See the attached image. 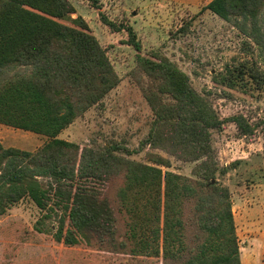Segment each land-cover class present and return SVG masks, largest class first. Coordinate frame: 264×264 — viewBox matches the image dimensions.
<instances>
[{
    "label": "trees",
    "instance_id": "trees-1",
    "mask_svg": "<svg viewBox=\"0 0 264 264\" xmlns=\"http://www.w3.org/2000/svg\"><path fill=\"white\" fill-rule=\"evenodd\" d=\"M203 9L233 24L264 54V0H211ZM74 12L69 0H0V123L49 136L35 151L0 142V215L30 198L45 211L38 231L43 219L55 218L58 242L126 251L117 213L134 204L132 198L139 203L131 211L138 210L145 192L143 215L137 213L142 236L131 228L138 242L131 251L161 256L163 264H243L232 192L217 177L230 165L219 166L212 141L224 120L169 58L138 56L154 114L143 144L192 163V176L164 170L171 161L160 153H150L151 164L129 158L127 147H81L58 137L119 83L106 50L82 17L71 18ZM236 70L232 86L246 75L264 84L257 63ZM230 120L245 135L253 131L242 115ZM122 149L127 155L118 153ZM120 174L116 199L94 185H111Z\"/></svg>",
    "mask_w": 264,
    "mask_h": 264
},
{
    "label": "rangeland",
    "instance_id": "rangeland-1",
    "mask_svg": "<svg viewBox=\"0 0 264 264\" xmlns=\"http://www.w3.org/2000/svg\"><path fill=\"white\" fill-rule=\"evenodd\" d=\"M69 1L75 7L71 18L80 16L87 22L106 50L119 83L58 137L81 147H127L131 153L128 157L141 162L151 163L150 153H160L171 161L170 167H162L164 170L192 176V163L143 144L154 114L143 91L149 78L141 70L138 56L169 58L190 77L195 89L211 100L224 120L220 129L212 130V141L219 166L230 165L227 172H219L217 177L232 192L243 263L247 254L244 241L249 239L251 226L249 208L264 205V84L259 87L248 75L235 80L234 86L230 83L242 64L257 63L264 70V54L233 24L203 9L211 0ZM71 18L64 21L70 23ZM105 18L112 21V26L105 23ZM136 43L140 44V51ZM234 115L244 116L245 124L253 131L243 134L237 123L230 120ZM48 140L47 135L0 123V142L4 147L35 151ZM118 153L126 154L123 149ZM110 184L107 187L94 183L116 199L124 175ZM144 193L140 194L138 210L131 211L139 203L133 198L134 204L128 202L123 211L118 210L117 237L128 244L126 251L118 252L98 244L82 242L68 246L58 242L52 234L57 227L55 218L43 219V231H38L37 222L45 211L25 198L0 215V264H163L161 256L131 251L138 246L137 240L130 237L131 228L135 227L137 239L142 236L143 220L137 213L141 210L143 215L147 202Z\"/></svg>",
    "mask_w": 264,
    "mask_h": 264
},
{
    "label": "crops",
    "instance_id": "crops-1",
    "mask_svg": "<svg viewBox=\"0 0 264 264\" xmlns=\"http://www.w3.org/2000/svg\"><path fill=\"white\" fill-rule=\"evenodd\" d=\"M249 215L251 226L247 234L249 239L244 241L247 254L246 262L243 263L264 264V205H252L249 208Z\"/></svg>",
    "mask_w": 264,
    "mask_h": 264
}]
</instances>
